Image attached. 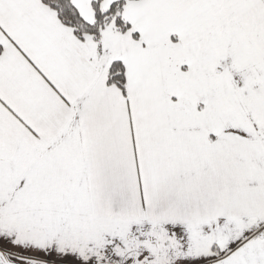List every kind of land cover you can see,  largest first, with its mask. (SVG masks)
Wrapping results in <instances>:
<instances>
[{"label": "snow or ice", "instance_id": "1", "mask_svg": "<svg viewBox=\"0 0 264 264\" xmlns=\"http://www.w3.org/2000/svg\"><path fill=\"white\" fill-rule=\"evenodd\" d=\"M0 264H264V0H0Z\"/></svg>", "mask_w": 264, "mask_h": 264}]
</instances>
